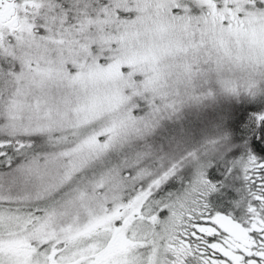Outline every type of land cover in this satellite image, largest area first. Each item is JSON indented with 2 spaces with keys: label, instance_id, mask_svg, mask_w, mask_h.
<instances>
[{
  "label": "rangeland",
  "instance_id": "obj_1",
  "mask_svg": "<svg viewBox=\"0 0 264 264\" xmlns=\"http://www.w3.org/2000/svg\"><path fill=\"white\" fill-rule=\"evenodd\" d=\"M92 2L68 0L71 11L64 13L62 1L21 0L14 39L0 45V180L20 183L0 185L7 191L0 190V264L156 260L185 218L219 188L189 170L197 175L192 185L172 193L175 164L142 179L146 163L138 156L148 152L140 145L131 149L147 126L143 117L131 116L126 90L132 87L151 103L152 95L173 86L167 81L179 67L183 77L195 73L191 60L205 53L209 67L229 65L233 92L246 87L264 95V0H112L140 16L132 22L125 17L124 31L101 36L91 19L69 23ZM46 8L59 14L51 11L46 18ZM41 28L43 36L37 35ZM108 41L126 44L100 59ZM137 73L143 75V93ZM35 140L43 149L34 148ZM14 155L21 158L18 164L25 162L12 171ZM141 212L139 220L124 219ZM108 221L109 231L99 230ZM93 228L98 232L91 235Z\"/></svg>",
  "mask_w": 264,
  "mask_h": 264
},
{
  "label": "trees",
  "instance_id": "obj_2",
  "mask_svg": "<svg viewBox=\"0 0 264 264\" xmlns=\"http://www.w3.org/2000/svg\"><path fill=\"white\" fill-rule=\"evenodd\" d=\"M56 1L64 2V13L71 11L68 0ZM109 1L94 0L91 9L78 11L69 18V23L76 24L88 18L97 23L96 35H112L125 30L128 24L125 17L132 22L135 15L140 16L135 9L128 12ZM51 11L59 14L57 8H46L42 15L48 18ZM43 33L40 30L38 34ZM91 34H94L93 25ZM124 44L108 41L100 59L117 55ZM191 61L196 72H191L188 78L183 77L179 72L185 69L179 67L167 81L173 86L162 88L159 97L152 95L151 103H144L132 87L126 90L127 107L132 115L143 117L147 126L140 146L148 156L139 154L138 159L146 163V176L149 169L152 174L160 170L165 173L164 164L168 167L175 164L173 179L178 185L174 184L172 193L181 194L182 187L191 186V178L197 175L191 177L187 172L198 170L199 176L204 175L219 188L218 195L208 192L210 203L243 204L245 199L230 197L253 194L258 184L247 180L253 178L255 172L264 181V95L254 94L246 87L233 92L230 87L234 85L227 74L229 65L209 67L205 53L200 57L196 54ZM135 83L143 93L141 73L135 75ZM218 124L223 126L209 131ZM180 129L182 132L178 133ZM238 170H241L240 175L236 174Z\"/></svg>",
  "mask_w": 264,
  "mask_h": 264
},
{
  "label": "flooded vegetation",
  "instance_id": "obj_3",
  "mask_svg": "<svg viewBox=\"0 0 264 264\" xmlns=\"http://www.w3.org/2000/svg\"><path fill=\"white\" fill-rule=\"evenodd\" d=\"M20 2L21 0H0V45L14 39L13 35L20 19L18 10ZM18 136H25L29 140V135L18 134ZM28 152L29 148L23 149L24 158ZM14 156L12 171L25 162L24 159L23 163L18 164L21 158ZM253 175V178L247 180L256 181L258 184L253 194L230 197L243 198L246 200L245 203L226 205L222 201L202 202L201 210L196 209L189 214L176 230L173 239L170 237L155 253L156 260L152 259L146 264H264V181L258 178L257 172ZM15 184L20 183H13L11 178L0 180L1 186ZM0 190L4 189L0 188ZM19 192L23 194L21 190H15L13 194ZM0 198H2L1 194ZM124 198L127 196H121V199ZM143 217L141 212L137 216L128 214L124 219L132 218L134 221V218L139 220ZM110 222H106V227L101 226L99 230L108 228L109 231ZM24 231L28 232L26 228ZM96 232L98 228H93L91 235ZM115 233L116 230L111 231L110 245L116 240ZM95 257L97 260L98 256Z\"/></svg>",
  "mask_w": 264,
  "mask_h": 264
}]
</instances>
